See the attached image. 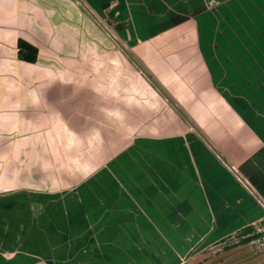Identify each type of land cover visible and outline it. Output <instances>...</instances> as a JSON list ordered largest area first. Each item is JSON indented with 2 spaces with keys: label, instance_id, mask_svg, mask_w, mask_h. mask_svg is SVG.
I'll return each mask as SVG.
<instances>
[{
  "label": "crops",
  "instance_id": "crops-1",
  "mask_svg": "<svg viewBox=\"0 0 264 264\" xmlns=\"http://www.w3.org/2000/svg\"><path fill=\"white\" fill-rule=\"evenodd\" d=\"M91 1L0 0V264H148L151 248L165 249L188 216L214 213L218 198L225 212L245 213L231 233L263 221L261 161L256 191L240 186L210 147L185 141L144 144L150 173H107L114 159L104 160L100 120L104 112L118 120L119 95L103 97L102 78L88 77L102 61ZM19 39L37 49L35 63L18 59ZM83 129L99 137L81 148L90 143ZM79 149L99 159L65 158Z\"/></svg>",
  "mask_w": 264,
  "mask_h": 264
},
{
  "label": "rangeland",
  "instance_id": "rangeland-1",
  "mask_svg": "<svg viewBox=\"0 0 264 264\" xmlns=\"http://www.w3.org/2000/svg\"><path fill=\"white\" fill-rule=\"evenodd\" d=\"M91 2L88 12L103 28L102 61L97 56V69L95 63L89 66L88 77L102 78L103 97L119 95L118 120L106 118L104 111L100 120L104 160L114 159L107 173H148L144 144L185 141L187 148L194 143L210 147L207 152L229 168L240 186L256 191L254 165L264 164V0ZM88 131H80L81 141L90 142L81 148L99 137ZM66 155L72 163L99 159L98 151L88 149ZM263 167L257 168L262 188ZM217 202L212 214L188 216L174 236L167 235L165 249L151 248L148 264H264V223L252 226L261 235L258 240L231 248L245 238L231 230L246 216L231 215L218 206L221 199ZM174 251L183 256L180 261H174Z\"/></svg>",
  "mask_w": 264,
  "mask_h": 264
},
{
  "label": "trees",
  "instance_id": "trees-1",
  "mask_svg": "<svg viewBox=\"0 0 264 264\" xmlns=\"http://www.w3.org/2000/svg\"><path fill=\"white\" fill-rule=\"evenodd\" d=\"M37 56H38V51L35 47H33L32 45L28 44L27 42L21 39L18 40L17 57L20 61L33 64L36 62ZM261 223H264V220ZM238 236L245 237V238H243L241 242L231 245L230 246L231 248L239 246V245L247 244L251 241L258 240L261 237L260 234L254 233L252 226H248V227L241 229L238 232Z\"/></svg>",
  "mask_w": 264,
  "mask_h": 264
},
{
  "label": "water",
  "instance_id": "water-1",
  "mask_svg": "<svg viewBox=\"0 0 264 264\" xmlns=\"http://www.w3.org/2000/svg\"><path fill=\"white\" fill-rule=\"evenodd\" d=\"M127 54V53H126ZM129 58H130V60H132V62L142 71V69L136 64V62L134 61V59L130 56V55H127ZM147 77H148V75L144 72V71H142ZM149 78V77H148ZM154 84V83H153ZM161 93H162V91H160ZM163 95H164V93H162ZM165 96V95H164ZM166 99L169 101V99L166 97ZM170 103H171V101H169ZM172 104V103H171ZM173 105V104H172ZM174 106V105H173ZM176 108V107H175ZM176 110L179 112V114H181L182 116H183V118L185 119V120H187V122H189L188 121V119L183 115V113L180 111V110H178L177 108H176Z\"/></svg>",
  "mask_w": 264,
  "mask_h": 264
}]
</instances>
